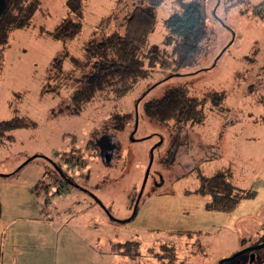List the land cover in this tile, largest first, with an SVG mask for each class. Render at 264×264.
Segmentation results:
<instances>
[{"label": "rangeland", "instance_id": "1", "mask_svg": "<svg viewBox=\"0 0 264 264\" xmlns=\"http://www.w3.org/2000/svg\"><path fill=\"white\" fill-rule=\"evenodd\" d=\"M135 1L81 0V29L62 41L47 31L74 14L66 0H40L29 25L10 33L0 60V120L18 113L36 122L0 142V228L13 221L9 231L21 235L32 224L24 217L33 215L35 201L49 199L47 210L61 228L60 242L48 250L51 264H129L109 251L111 242L127 239L140 242V264H161L147 249L158 251L161 243L176 248L173 264H219L264 241V122L257 101L264 84V0H199L204 32L191 64L156 67L124 95L105 90L80 112H68L72 83L58 86L53 71L47 78L52 61L64 49L83 58L89 38L121 33ZM183 1L188 0L158 5L147 44H162L168 32L164 19L180 11ZM71 65L68 58L61 63L63 70ZM49 84L58 86L56 92L43 91ZM177 85L195 96L223 91L225 98L215 107L207 102L203 122L177 132L173 121L160 123L143 112L145 100ZM131 111L136 117L110 132L111 114ZM90 137L100 140L99 154L86 149ZM72 146L80 148L85 166L68 159ZM223 169L238 189L254 191L240 195L227 212L207 209L209 195L194 192L204 177ZM38 177L42 188L52 185L48 196L28 190ZM77 236L90 244L75 246L71 239L80 240ZM223 264H264V246Z\"/></svg>", "mask_w": 264, "mask_h": 264}, {"label": "trees", "instance_id": "2", "mask_svg": "<svg viewBox=\"0 0 264 264\" xmlns=\"http://www.w3.org/2000/svg\"><path fill=\"white\" fill-rule=\"evenodd\" d=\"M162 1L136 0L126 16L122 32L103 35L100 38H89L83 45V58L70 54L66 49L54 58L48 68L47 78L53 77V74L50 75L53 71L54 80L58 86L67 84L66 82L72 83L70 84L72 105H65L68 112H80L82 107L92 100L96 93L105 90L113 91L115 96L124 95L138 81L150 77L156 67L168 69L186 66L193 62L201 49L200 42L204 32L201 2L199 0L183 1L180 11L173 12L164 19L168 32L164 36L162 44H147V35L153 30L156 22V8ZM66 3L74 15L66 17L52 30L47 31L48 35L62 41L73 39L81 29V0H66ZM39 6L40 0H0V60L8 46L10 33L15 29L28 26ZM40 31L43 32V29L41 28ZM66 58L72 64L69 71L63 70L61 66ZM78 70L80 74L74 76L73 73ZM59 76L62 78L59 79ZM58 86L50 87L49 84V87L43 91L56 92ZM148 88L149 86L146 89ZM224 98L223 91L211 90L204 92L201 96H195L189 94L185 85H177L166 90L157 98L145 100L143 112L147 117L160 123L167 124L173 121L175 130L180 132L186 125L193 126L203 122L206 117L204 106L207 102L215 107ZM257 101L263 107V114L260 117L264 122V84L258 93ZM132 117H136L133 111L113 112L110 116V132H113L112 130L121 131L125 122ZM35 123L33 119L18 113L10 118L1 119L0 142L3 139H12L10 133L12 130L34 126ZM177 137L175 136L174 142L168 150L169 156L174 153ZM99 142L98 138L90 137L87 139L85 147L91 153L99 154L101 151ZM108 146L111 145L108 144ZM70 150L74 151H71L68 159H74V166L82 167L87 164L86 160L82 161L81 159L83 156H81L80 148L72 146ZM226 170H217L204 177L200 187L194 190V192L209 195V199L205 202L207 209L231 211L237 205L240 195L251 196L254 193L251 189H238L231 182L229 172ZM59 171L61 176L64 175L61 169ZM46 172L44 171L43 176ZM42 181L43 177L31 187V190L49 194L52 185H44L42 188L39 185ZM70 183L74 184V182ZM159 245L158 251L154 247L147 248L150 255L161 264H173L177 257L174 245L169 243ZM109 251L127 258L126 262L129 264H140L139 258L143 254L140 249V242L136 239L111 242Z\"/></svg>", "mask_w": 264, "mask_h": 264}, {"label": "crops", "instance_id": "3", "mask_svg": "<svg viewBox=\"0 0 264 264\" xmlns=\"http://www.w3.org/2000/svg\"><path fill=\"white\" fill-rule=\"evenodd\" d=\"M39 179L40 177H38L32 185L28 186V190L36 197L41 194H45L46 196L49 195L50 193H39L31 190V187L38 182ZM38 203L39 202L35 201L37 209L32 213L33 215L24 217L32 222V224L28 225V230L26 232L17 237L12 234L9 230L11 228L10 226L13 225V221L5 222L2 228H0V264H51L52 259L48 256V250H50L52 245H56L60 242L59 229L61 228L56 224L55 219L47 210L49 199H44V202H41L39 205ZM3 216L4 208L1 201L0 220ZM54 233H56L55 236H53ZM45 235L47 241L41 242L40 240ZM77 237H79L80 240L76 237H74L73 240L71 239V242L75 244V246L89 245L91 242L87 241L86 238ZM25 251L31 252L27 253ZM44 253L46 254L44 255ZM76 258L78 262L82 263L83 258H79V256H76Z\"/></svg>", "mask_w": 264, "mask_h": 264}, {"label": "water", "instance_id": "4", "mask_svg": "<svg viewBox=\"0 0 264 264\" xmlns=\"http://www.w3.org/2000/svg\"><path fill=\"white\" fill-rule=\"evenodd\" d=\"M264 246V241L260 244H257V245H253V246H249V247H246V248H243L242 250L234 253L232 256H230L229 258H226L227 260L228 259H233L234 257H236L237 255L245 252V251H248V250H252V249H255V248H259V247H263ZM226 259H221L219 261V264H223V262L226 260Z\"/></svg>", "mask_w": 264, "mask_h": 264}]
</instances>
